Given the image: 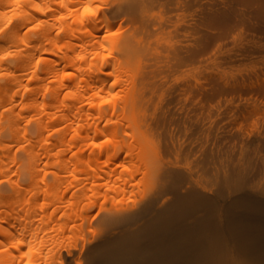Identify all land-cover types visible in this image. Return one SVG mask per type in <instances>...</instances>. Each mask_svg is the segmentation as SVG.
<instances>
[{"label": "bare ground", "instance_id": "1", "mask_svg": "<svg viewBox=\"0 0 264 264\" xmlns=\"http://www.w3.org/2000/svg\"><path fill=\"white\" fill-rule=\"evenodd\" d=\"M240 173L264 0H0V264H264V199L214 216Z\"/></svg>", "mask_w": 264, "mask_h": 264}, {"label": "rangeland", "instance_id": "2", "mask_svg": "<svg viewBox=\"0 0 264 264\" xmlns=\"http://www.w3.org/2000/svg\"><path fill=\"white\" fill-rule=\"evenodd\" d=\"M181 12L182 11H180L179 13L182 14ZM188 18L191 19L190 16H188L185 19L186 22H187V20H189ZM189 21L191 22V20H189ZM186 22H179L182 28L185 27ZM180 31H182L181 34L184 33L183 29H180ZM196 66L199 67L198 70L204 69L203 65L192 64V67H194L195 70H197ZM183 69H185V68H183ZM193 69H192V71H193ZM195 72H193V73H195ZM238 175H240V176H238ZM242 175L244 177H242ZM232 176L228 177L226 179L224 178L225 181L223 179H222L223 181H221V178L214 180L215 185H216L215 191L213 193L214 194L213 196H214V199L216 202L214 216L216 217L217 220H220V221L223 220L225 214L230 209L232 201L236 197H238L237 195H240V196L241 195H252V196L264 199V179H259V178L250 179L248 176H246V173H245V175L240 173V174H234ZM247 178H248V180H247ZM200 212H202V211L200 210L198 214H201ZM223 236H224L223 237V243H224L223 248H225V249H223V251L225 252L224 253L225 257L228 258L232 264H240V263L241 264H248L247 260L245 261V257L237 253L238 251L235 248L234 243L231 241V239L228 237V235L225 232H223ZM237 255L239 256V258ZM230 256L231 257L233 256L234 259H232L233 257L231 258Z\"/></svg>", "mask_w": 264, "mask_h": 264}]
</instances>
